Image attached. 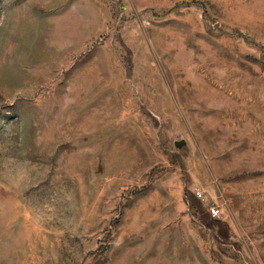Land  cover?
<instances>
[{
    "label": "rangeland",
    "instance_id": "rangeland-1",
    "mask_svg": "<svg viewBox=\"0 0 264 264\" xmlns=\"http://www.w3.org/2000/svg\"><path fill=\"white\" fill-rule=\"evenodd\" d=\"M0 264H264V0H0Z\"/></svg>",
    "mask_w": 264,
    "mask_h": 264
},
{
    "label": "built area",
    "instance_id": "built-area-1",
    "mask_svg": "<svg viewBox=\"0 0 264 264\" xmlns=\"http://www.w3.org/2000/svg\"><path fill=\"white\" fill-rule=\"evenodd\" d=\"M198 195L202 196V193L199 192ZM208 214L212 218H217V217L221 216L222 210L218 205L214 204V205L208 207Z\"/></svg>",
    "mask_w": 264,
    "mask_h": 264
}]
</instances>
